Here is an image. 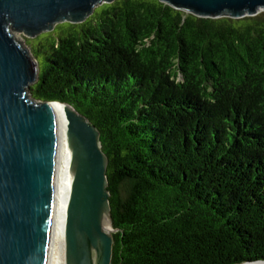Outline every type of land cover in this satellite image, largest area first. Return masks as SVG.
Instances as JSON below:
<instances>
[{
    "label": "trees",
    "instance_id": "obj_1",
    "mask_svg": "<svg viewBox=\"0 0 264 264\" xmlns=\"http://www.w3.org/2000/svg\"><path fill=\"white\" fill-rule=\"evenodd\" d=\"M100 6L50 42L29 91L100 133L112 264L264 261V11Z\"/></svg>",
    "mask_w": 264,
    "mask_h": 264
},
{
    "label": "water",
    "instance_id": "obj_2",
    "mask_svg": "<svg viewBox=\"0 0 264 264\" xmlns=\"http://www.w3.org/2000/svg\"><path fill=\"white\" fill-rule=\"evenodd\" d=\"M114 0H0V264H47L54 206L56 123L65 107L71 190L64 232L65 264H112L114 238L107 168L97 128L73 107L33 99L39 65L15 38L81 23ZM200 18H242L264 0H161ZM59 104L64 107L53 106ZM109 219L112 233L105 232ZM243 264H264V261Z\"/></svg>",
    "mask_w": 264,
    "mask_h": 264
},
{
    "label": "bare ground",
    "instance_id": "obj_3",
    "mask_svg": "<svg viewBox=\"0 0 264 264\" xmlns=\"http://www.w3.org/2000/svg\"><path fill=\"white\" fill-rule=\"evenodd\" d=\"M57 107H64L59 104H52ZM65 107L58 123H56V165L53 182V206L54 213L51 219L50 244L47 264H65L64 262V232L66 224L67 205L71 190L70 159L71 153L66 140V119ZM104 229L112 233V225L109 219L104 222Z\"/></svg>",
    "mask_w": 264,
    "mask_h": 264
},
{
    "label": "rangeland",
    "instance_id": "obj_4",
    "mask_svg": "<svg viewBox=\"0 0 264 264\" xmlns=\"http://www.w3.org/2000/svg\"><path fill=\"white\" fill-rule=\"evenodd\" d=\"M100 9L101 6L95 7L97 13L100 12ZM69 24L72 23L69 21L57 23L52 30L46 31L34 38H29L22 32H13V34L31 54L35 55L36 61L39 62V64H42L45 56L44 52L48 50L50 42H52L54 38L65 35L70 31Z\"/></svg>",
    "mask_w": 264,
    "mask_h": 264
}]
</instances>
